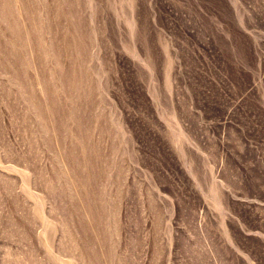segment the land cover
I'll use <instances>...</instances> for the list:
<instances>
[{"label": "rangeland", "instance_id": "rangeland-1", "mask_svg": "<svg viewBox=\"0 0 264 264\" xmlns=\"http://www.w3.org/2000/svg\"><path fill=\"white\" fill-rule=\"evenodd\" d=\"M0 264H264V0H0Z\"/></svg>", "mask_w": 264, "mask_h": 264}]
</instances>
